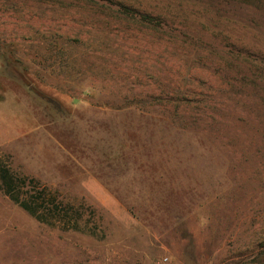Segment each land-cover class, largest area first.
<instances>
[{"label":"rangeland","instance_id":"rangeland-1","mask_svg":"<svg viewBox=\"0 0 264 264\" xmlns=\"http://www.w3.org/2000/svg\"><path fill=\"white\" fill-rule=\"evenodd\" d=\"M0 168V264H264V0H0Z\"/></svg>","mask_w":264,"mask_h":264},{"label":"trees","instance_id":"trees-1","mask_svg":"<svg viewBox=\"0 0 264 264\" xmlns=\"http://www.w3.org/2000/svg\"><path fill=\"white\" fill-rule=\"evenodd\" d=\"M141 18L152 22L151 18L145 16ZM0 179L1 183H3L4 191L9 195L10 199L31 215L35 216L38 211H41L54 220L69 222L71 219L73 221L75 216L80 213L79 210H76L71 205H63L57 202L56 198L46 187L39 185L33 179L14 176L9 170L3 168H0ZM26 186H29L32 192L28 200H20L19 190ZM88 213L92 215L90 211ZM89 233L95 235V228L92 227Z\"/></svg>","mask_w":264,"mask_h":264}]
</instances>
